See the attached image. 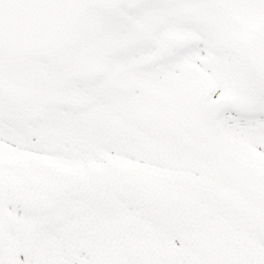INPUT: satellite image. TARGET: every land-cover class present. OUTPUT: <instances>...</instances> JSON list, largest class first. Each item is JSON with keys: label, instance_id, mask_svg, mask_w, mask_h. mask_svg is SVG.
<instances>
[{"label": "snow or ice", "instance_id": "snow-or-ice-1", "mask_svg": "<svg viewBox=\"0 0 264 264\" xmlns=\"http://www.w3.org/2000/svg\"><path fill=\"white\" fill-rule=\"evenodd\" d=\"M0 264H264V0H0Z\"/></svg>", "mask_w": 264, "mask_h": 264}]
</instances>
